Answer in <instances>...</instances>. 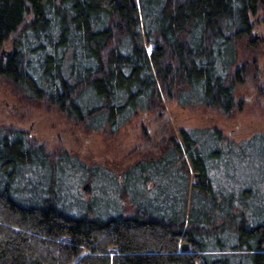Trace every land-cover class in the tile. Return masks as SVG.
<instances>
[{
    "label": "trees",
    "instance_id": "16d2710c",
    "mask_svg": "<svg viewBox=\"0 0 264 264\" xmlns=\"http://www.w3.org/2000/svg\"><path fill=\"white\" fill-rule=\"evenodd\" d=\"M133 1L0 0V80L89 133L162 118L165 101L230 114L264 0ZM66 172L94 192L79 215ZM0 264H264V133L178 128L116 175L0 130Z\"/></svg>",
    "mask_w": 264,
    "mask_h": 264
},
{
    "label": "rangeland",
    "instance_id": "374dc122",
    "mask_svg": "<svg viewBox=\"0 0 264 264\" xmlns=\"http://www.w3.org/2000/svg\"><path fill=\"white\" fill-rule=\"evenodd\" d=\"M252 22L255 37L251 36L247 42L251 41L257 48L253 47L249 53L246 47L238 50V61L233 69L247 63L248 73L235 87V105L228 115L204 106L165 101L162 118L142 113L117 134H109L108 130L89 133L55 107L26 100L10 83L0 80V130L22 131L30 145L44 148L54 158L66 154L87 169H108L116 175L146 156H159L178 128H216L235 143L264 133V9L252 18ZM150 50L147 46V52ZM2 51L10 53V45L6 44ZM78 179L77 174H63L64 186L70 191L62 192L64 201L61 202L73 215H79L94 196L92 189L89 192L82 189L86 184L84 175ZM191 181L194 182L193 177Z\"/></svg>",
    "mask_w": 264,
    "mask_h": 264
},
{
    "label": "water",
    "instance_id": "95a60500",
    "mask_svg": "<svg viewBox=\"0 0 264 264\" xmlns=\"http://www.w3.org/2000/svg\"><path fill=\"white\" fill-rule=\"evenodd\" d=\"M131 4H132L133 7L135 6L133 0H131ZM2 55H4V51H2ZM5 57H6V56H5ZM194 177L197 178L198 175H195ZM83 190H84L85 192H88V191H89V186H88V185H84V186H83ZM187 250H188V245H187V244H183V245L181 246V251L185 252V251H187Z\"/></svg>",
    "mask_w": 264,
    "mask_h": 264
},
{
    "label": "flooded vegetation",
    "instance_id": "af4514ba",
    "mask_svg": "<svg viewBox=\"0 0 264 264\" xmlns=\"http://www.w3.org/2000/svg\"><path fill=\"white\" fill-rule=\"evenodd\" d=\"M251 34H252V36L255 37V35L253 34V31H252ZM194 176H195V175H194ZM194 176H193V179H194L195 183H197L199 176H198L197 178H195ZM85 185H88V184H85ZM89 190H90V189H89ZM88 192H89V191H88Z\"/></svg>",
    "mask_w": 264,
    "mask_h": 264
}]
</instances>
